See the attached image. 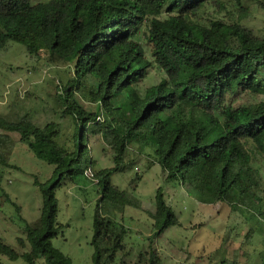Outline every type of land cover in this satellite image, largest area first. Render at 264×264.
Instances as JSON below:
<instances>
[{
	"label": "trees",
	"instance_id": "16d2710c",
	"mask_svg": "<svg viewBox=\"0 0 264 264\" xmlns=\"http://www.w3.org/2000/svg\"><path fill=\"white\" fill-rule=\"evenodd\" d=\"M221 1L0 0L1 49L18 42L32 56L47 51L50 61L72 65L56 94L64 105L62 115L72 119L71 132L63 133L55 122L40 126L27 117L11 122L0 115V127L19 133L58 175L43 189L40 218L24 220L31 250L19 254L0 236V264H9L2 257L74 264L52 243L58 235L55 190L66 177L85 173L97 179L100 201L138 206L111 181L133 142L154 141L168 178L182 181L199 201L215 203L235 192L244 207L232 205L233 211L253 210L254 218L264 217V164L249 149L252 143L264 151V37L240 21L205 25L192 20L203 7ZM154 66L164 77L142 91L139 85ZM89 88L95 94L88 97ZM243 95L256 101L237 103ZM83 97L94 106L85 105ZM187 110H198L204 118ZM90 132L111 148L114 166L92 170ZM85 154L90 164L80 169L77 163ZM0 159L10 165L1 154ZM8 200L20 213V206ZM100 208L99 202L92 264H163L155 240L179 219L161 187L150 211L155 231L144 245L127 243L128 228Z\"/></svg>",
	"mask_w": 264,
	"mask_h": 264
},
{
	"label": "rangeland",
	"instance_id": "374dc122",
	"mask_svg": "<svg viewBox=\"0 0 264 264\" xmlns=\"http://www.w3.org/2000/svg\"><path fill=\"white\" fill-rule=\"evenodd\" d=\"M45 0H32L36 4ZM203 7L192 20L208 25L212 20L222 19L229 23L240 21L264 37V0H222ZM71 63L50 61L49 53L30 55L24 44L11 42L0 48V115L16 122L23 117L44 126L55 122L63 133L72 131V119L62 115L64 105L58 101L57 85L66 80ZM164 73L157 67L151 68L148 77L140 83L144 91L148 86L163 79ZM88 97L95 94L91 88ZM255 102L246 95L237 103ZM87 106H94L90 98L83 97ZM195 118L203 119L202 112L187 110ZM90 157L96 163L92 170L114 166L113 152L99 134L90 132ZM155 142L144 145L133 142L125 155L124 167L111 176V181L137 200L138 206L120 204L102 197L101 189L92 177L79 173L73 179L66 177L56 187L58 202V235L53 246L68 255L74 264H92L94 246L93 222L98 203L103 215L117 225L129 230L126 242L138 247L148 242L154 233L150 211L155 208L158 188L161 187L179 223L168 227L155 240L163 264H264V217L253 210L233 211L232 205L244 207L235 192L215 203H203L191 195L182 181L168 178L155 153ZM249 149L264 164V151ZM0 236L14 247L19 254L31 250L26 239L25 221L35 222L40 218L43 207V189L56 177L55 166L38 157L20 134L0 127ZM88 154L77 163L80 169L90 164ZM90 172V171H89ZM37 179L41 183H37ZM264 197V192L260 194ZM11 198L18 206L8 200ZM251 212V213H250ZM250 214V215H249ZM253 231V237L248 234ZM19 238H23L20 243ZM9 264H28L22 258ZM39 258L35 264H45Z\"/></svg>",
	"mask_w": 264,
	"mask_h": 264
}]
</instances>
